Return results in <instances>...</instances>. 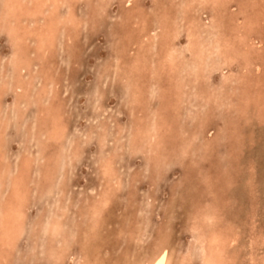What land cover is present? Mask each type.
I'll return each instance as SVG.
<instances>
[{
	"label": "rangeland",
	"instance_id": "obj_1",
	"mask_svg": "<svg viewBox=\"0 0 264 264\" xmlns=\"http://www.w3.org/2000/svg\"><path fill=\"white\" fill-rule=\"evenodd\" d=\"M6 1L0 0V264H141L161 246L166 264H207L210 251L214 264H264V0H19L15 10ZM215 24L220 31L212 32ZM47 26L53 30L45 39ZM227 102L239 107L231 104L233 112Z\"/></svg>",
	"mask_w": 264,
	"mask_h": 264
},
{
	"label": "bare ground",
	"instance_id": "obj_2",
	"mask_svg": "<svg viewBox=\"0 0 264 264\" xmlns=\"http://www.w3.org/2000/svg\"><path fill=\"white\" fill-rule=\"evenodd\" d=\"M53 1H54V0H53ZM85 1H86V0H85ZM99 1H100V0H99ZM136 1H137V0H136ZM156 1H157V0H156ZM164 1H165V0H164ZM174 1H175V0H174ZM177 1H179V0H177ZM177 1H176V2H177ZM198 1H199V0H198ZM262 1H263V0H262ZM63 2H64V1H63ZM125 2H126V1H125ZM131 2H132V1H131ZM157 2H158V1H157ZM171 2H173V1L171 0ZM28 3H29V2H28ZM35 3H36V2H35ZM41 3H42V2H40L39 4H41ZM49 3H50V2H49ZM49 3H48V4H49ZM158 3H160V2H158ZM161 3H162V2H161ZM161 3H160V4H161ZM178 3H179V2H178ZM180 3H181V2H180ZM192 3H193V2H191V4H192ZM229 3H230V2H229ZM1 4H2V3H1ZM5 4H6V5L9 4V6L11 7V9L15 10V9H17V8L20 6V1H19V0H7V1L5 2ZM55 4H56V3H55ZM63 4H65V3H63ZM121 4H122V3H121ZM126 4H127V3H126ZM196 4H197V2H196ZM198 4H199V3H198ZM254 4H255V3H254ZM61 5H62V4H61ZM127 5H128V4H127ZM134 5H135V3H134ZM192 5H193V4H192ZM203 5H204V3H203ZM209 5H211V4L209 3ZM230 5H231V4H230ZM28 6H29V5H28ZM37 6H38V5H37ZM55 6H56V5H55ZM184 6H186V5H184ZM204 6H205V5H204ZM207 6H208V5H207ZM256 6H257V5H256ZM45 7H46V5H45ZM61 7H62V6H61ZM191 7H192V6H191ZM201 7H202V6H201ZM30 8H32V7H30ZM41 8H42V7H41ZM62 8H63V7H62ZM100 8H101V7H100ZM142 8H143V7H142ZM184 8L186 9V7H183V10H184ZM204 8H206V6H205ZM37 9H39V8L36 7V8H34L33 10H32V9H31V10H32V12H34V11L37 12V11H38ZM50 9H52V8L50 7ZM50 9H49V10H50ZM63 9H64V8H63ZM209 9H210V8H209ZM231 9H233V8L231 7ZM54 10H55V9H54ZM56 10L58 11V9H56ZM60 10H61V9H60ZM162 10H163V9H162ZM201 10H202V9H201ZM203 10H204V9H203ZM210 10H211V9H210ZM227 10H228V9H227ZM233 10H234V9H233ZM235 10H236V9H235ZM178 11H181V10L178 9ZM185 11H186V10H185ZM194 11H195V10H194ZM196 11H197V10H196ZM211 11H213V10H211ZM19 12L22 13V12H23V9H21ZM98 12H99V11H98ZM165 12H166V11H165ZM38 13H40V12H38ZM57 13H58V12H57ZM59 13H61V12H59ZM59 13H58V14H59ZM68 13H69V12H68ZM157 13H158V12H157ZM169 13H170V12H169ZM178 13H180V12H178ZM196 13H197V12H196ZM200 13H201V12H200ZM215 13H216V12H215ZM24 14H25V13H24ZM48 14H49V13H48ZM174 14H175V13H174ZM174 14H173V15H174ZM251 14H252V13H251ZM22 15H23V14H22ZM163 15H164V14H163ZM163 15H162V16H163ZM170 15H171V14H170ZM170 15H169V17H170ZM23 16H25V15H23ZM59 16H60V15H59ZM74 16H75V15H74ZM153 16L155 17V15H153ZM225 16H226V14L224 15V17H225ZM57 17H58V16H57ZM139 17H140V16H139ZM156 17H157V16H156ZM172 17H173V16H172ZM196 17H198V16H196ZM254 17H256V16H254ZM37 18H38V17H37ZM126 18H127V17H126ZM163 18H164V20H165V16H163ZM170 18H171V17H170ZM174 18H175V17H174ZM210 18L212 19V17H210ZM221 18L223 19V17H221ZM33 19H34V18H33ZM59 19H60V17H59ZM139 19H140V18H139ZM144 19H146V18H144ZM151 19H153V18H151ZM157 19L160 20V15H159V18L157 17ZM199 19H200V18H199ZM208 19H209V18H208ZM211 19H210V20H211ZM213 19H214V18H213ZM238 19H239V18H238ZM37 20H38V19H37ZM154 20H156V19H154ZM162 20H163V19H162ZM175 20L177 21V19H175ZM175 20H173V22H174ZM200 20H201V19H200ZM210 20H209L208 22H210ZM214 20H215V19H214ZM214 20H212V21H214ZM216 20H217V19H216ZM216 20H215V21H216ZM142 21H143V20H142ZM160 21H161V20H160ZM182 21H183V20H182ZM182 21H181V22H182ZM206 21H207V20H206ZM215 21H214V22H215ZM217 21L219 22V20H217ZM217 21H216V22H217ZM221 21H223V20H221ZM221 21H220V22H221ZM247 21H248V20H247ZM25 22H26V19H25ZM37 22H38V21H37ZM137 22H138V18H137ZM145 22L148 23V24H146ZM145 22L143 23V25L146 24V26H148L149 23H150V22H147V21H145ZM151 22H152V21H151ZM155 22H156V21H154V23H155ZM161 22H162V21H161ZM189 22H190V21H189ZM216 22H215V23H216ZM225 22H226V21H225ZM33 23H35V22H33ZM44 23H45V22L43 21V24H44ZM138 23H139V22H138ZM140 23H141V22H140ZM162 23H164V22H162ZM178 23H179V21H178ZM178 23H176L175 26H179ZM183 23H184V22H183ZM196 23H197V21H196ZM196 23H194V24H196ZM201 23H204L203 20L201 21ZM210 23H211V22H210ZM226 23H227V22H226ZM228 23H229V21H228ZM29 24H30V23H29V21H28V26H29ZM128 24H129V23H128ZM160 24H161V23H160ZM160 24H158V25H160ZM174 24H175V23H174ZM174 24H173V25H174ZM180 24H181V23H180ZM184 24H186V23H184ZM191 24H193V23H191ZM194 24H193V25H194ZM205 24H206V23H204L203 26L206 27ZM217 24H218V23H217ZM217 24H215L214 27H216V29H214V30H213L214 27H212V28L210 27V28L213 30L212 32H215V30H217L218 25H219L220 23H219L218 25H217ZM21 25H22V24H21ZM24 25H27V22H26V24H23V26H24ZM34 25H35V24H34ZM34 25H31V26H34ZM38 25H39V24H38ZM44 25H45V24H44ZM44 25H43V26H44ZM138 25H139V24H138ZM168 25H169V24H168ZM201 25H202V24H201ZM212 25H213V24H212ZM18 26H19V25H18ZM23 26H21V27H23ZM41 26H42V25H41ZM134 26H136V25H134ZM164 26H165V23H164ZM180 26L182 27V24H181ZM183 26H184V25H183ZM188 26H189V25H188ZM221 26H222V25H221ZM223 26H224V24H223ZM223 26H222V27H223ZM228 26H229V25H228ZM2 27H3V26H2ZM12 27H13V26H12ZM25 27L28 29L27 26H25ZM39 27H40V26H39ZM48 27H49V26L43 28V30L46 31V33L44 32V34H43V35H45L44 38H45V37H46V38H49V37H48V36L50 35L49 33H52V30H53V29H50L51 27H50V28H48ZM129 27H130V26H128L127 28H129ZM132 27H133V26H132ZM151 27H152V26H151ZM157 27H158V26H157ZM162 27H163V25H162ZM190 27H191V26H190ZM197 27H198V26H197ZM201 27H202V26H201ZM201 27H199V28H201ZM224 27L227 28V26H224ZM234 27H235V26H234ZM3 28H4V27H3ZM10 28H11V27H10ZM15 28H16V27H14V29H15ZM23 28H24V27H23ZM34 28H36V27H34ZM140 28H141V26L139 27V29H140ZM145 28H146V27H144V29H145ZM148 28H149V27H148ZM148 28H147V30H150V28H149V29H148ZM154 28H155V27H154ZM176 28H177V27H176ZM183 28H184V27H183ZM186 28H187V27H186ZM192 28H193V30H194L195 27H192ZM4 29H5V28H4ZM14 29L11 28V31H13ZM31 29H32V28H31ZM36 29H37V28H36ZM36 29H35V30H36ZM45 29H46V30H45ZM152 29H153V28H152ZM156 29H158V28H156ZM160 29H161V31H164V30H162V28H160ZM167 29H169V28H167ZM184 29H185V28H184ZM29 30H30V29H29ZM142 30H143V28H142ZM185 30H186V29H185ZM188 30H189V29H188ZM195 30H196V29H195ZM197 30H198V28H197ZM200 30H201V29H199L198 31H200ZM218 30H219V29H218ZM218 30H217V31H218ZM222 30H223V29H222ZM133 31H134V30H133ZM138 31H139V30H138ZM143 31H144V30H143ZM165 31H167V30H165ZM178 31H179V30H178ZM198 31H197V33H198ZM206 31H207V30H206ZM217 31H216V32H217ZM219 31H220V30H219ZM14 32H15V31H14ZM29 32H30V31H29ZM31 32H32V31H31ZM33 32H34V34L36 35V31H33ZM128 32H130V31H128ZM135 32H137V31H135ZM146 32H147V31H146ZM151 32H152V31H150V33H151ZM155 32H156V30H155ZM169 32H170V31H169ZM194 32H195V31H194ZM194 32H191V34H193ZM25 33H27V30H26ZM38 33H39V31H38ZM42 33H43V32H42ZM131 33H132V32H131ZM156 33H157V32H156ZM164 33H165V32H164ZM170 33H171V32H170ZM177 33H178V32H177ZM179 33H180V31H179ZM179 33L177 34V36L179 35ZM209 33H210V32H209ZM218 33H219V32H217V33H215V34H218ZM222 33L224 34V32H221V34H222ZM225 33H227V32H225ZM137 34H138V33H137ZM142 34L144 35V33H142ZM148 34H149V33H148ZM152 34H153V33H152ZM154 34H155V33H154ZM159 34H160V30H159ZM171 34H172V33H171ZM174 34L176 35V33H174ZM174 34H173V35H174ZM198 34H199V33H198ZM201 34H202V32H201ZM210 34H212V33H210ZM227 34H228V33H227ZM237 34H239V33H237ZM237 34H236V35H237ZM244 34H245V33H244ZM7 35H8V34H7ZM22 35H23V34H22ZM35 35H34V37H35ZM132 35H133V34H132ZM150 35H151V34H150ZM156 35L159 36L158 34H156ZM160 35H161V34H160ZM165 35H166V34H165ZM193 35H195V34H193ZM199 35H200V34H199ZM229 35H230V34H228L227 37H229ZM4 36H6V35H4ZM31 36H33V35H31ZM36 36H37V35H36ZM41 36H42V34H41ZM138 36H139V35H138ZM145 36H146V34H145ZM153 36H154V35H153ZM162 36H164V35H162ZM167 36L169 37L170 35H167ZM177 36H176V37H177ZM205 36H206V35H205ZM205 36H204V37H205ZM212 36H213V35H212ZM212 36H211V37H212ZM214 36H215V35H214ZM219 36H220V34H219ZM34 37H33V38H34ZM151 37H152V36H151ZM164 37H166V36H164ZM199 37H200V36H199ZM206 37H208V35H207ZM209 37H210V35H209ZM209 37H208V39H209ZM222 37H223V36H222ZM224 37H225V36H224ZM10 38H11V37H10ZM23 38H24V35H23ZM25 38H26V37H25ZM46 38H45V39H46ZM135 38H137V37H135ZM139 38H140V37H139ZM145 38H147V37H145ZM152 38H153V37H152ZM154 38H156V37H154ZM186 38H187V37H186ZM191 38H192V37H191ZM191 38H190V39H191ZM202 38H203V36H202ZM202 38H200L199 41L203 42L204 40H201ZM214 38H215V37H214ZM216 38H217V37H216ZM231 38H232V37H231ZM29 39H30V38H29ZM38 39H40V38L38 37ZM157 39H158V38H157ZM176 39H177V38H176ZM196 39H197V38H196ZM196 39H195V40H196ZM217 39H218V38H217ZM228 39H230V38H228ZM9 40H10V39H9ZM17 40H18V39H17ZM23 40H24V39H23ZM43 40H44V39H43ZM163 40H164V39H163ZM193 40H194V36H193ZM193 40L191 39V41H193ZM212 40H214V39H212ZM212 40H210V41H212ZM232 40H233V39H231L229 42H232ZM258 40H259V39H258ZM19 41H20V40H19ZM19 41H17V43H18ZM21 41H22V40H21ZM24 41H25V40H24ZM27 41H28V39H27ZM35 41H37V40H36V37H35ZM38 41H40V40H38ZM139 41H140V40H139ZM153 41H154V39H153ZM157 41H158V40H157ZM157 41H156V42H157ZM166 41H167V40H166ZM169 41H170V39H169ZM169 41H167V42H169ZM186 41H187V40H186ZM197 41H198V39H197ZM199 41H198V42H199ZM210 41L208 40L209 43H210ZM217 41H218V40H217ZM219 41H221V40H219ZM226 41H227V40H226ZM226 41H225V42H226ZM259 41H260V40H259ZM29 42H31V41H29ZM135 42H136V41H135ZM147 42H148V41H147ZM147 42H146V43H147ZM170 42H171V41H170ZM175 42H176V41H175ZM227 42H228V41H227ZM227 42H226V43H227ZM254 42H255V41H254ZM15 43H16V42H15ZM19 43H21V42H19ZM22 43H23V42H22ZM38 43H39V42H38ZM137 43H139V42H137ZM146 43H143V44H146ZM150 43H151V41H150ZM171 43H172V42H171ZM173 43H174V42H173ZM185 43H186V42H185ZM212 43H216V42H212ZM212 43H210V44H212ZM220 43H221V42H220ZM12 44H14L13 41H12L11 45H12ZM27 44H30V43L27 42L26 45H27ZM34 44H35V43H34ZM43 44H44V43H43ZM43 44H42V45H43ZM153 44H154V43H153ZM163 44H164V43H163ZM200 44H201V43H200ZM206 44H207V43H206ZM210 44H208V45H210ZM217 44H218V43H217ZM221 44H222V43H221ZM234 44H235V43H234ZM18 45H19V48H20V47H21L20 45H22V44H18ZM38 45H39V44H38ZM134 45H136V44H134ZM183 45H184V44H183ZM190 45H191V44H190ZM203 45H204V44H203ZM208 45H207V46H208ZM219 45H220V44H219ZM251 45H252V44H251ZM13 46H15V45H13ZM32 46H33V45H31V46L28 45V47H32ZM40 46H41V45H40ZM141 46H143V45H141ZM144 46L146 47V45H144ZM149 46H152V45H149ZM161 46H162V45H161ZM166 46L169 47V45H166ZM192 46H193V45H192ZM204 46H205V45H204ZM204 46H203V47H204ZM11 47H12V46H11ZM15 47H16V46H15ZM22 47H23V46H22ZM24 47H26V46H25V43H24ZM24 47H23V48H24ZM145 47H144L143 49H145ZM173 47H174V46H173ZM183 47H184V46H183ZM183 47H182V48H183ZM190 47H191V46H190ZM194 47H195V46H194ZM196 47H197V46H196ZM203 47H202V48H203ZM208 47H209V46H208ZM13 48H14V47H13ZM23 48L20 49L21 51L23 50L22 52H24V49H23ZM35 48H36V47H35ZM42 48H43V47H42ZM44 48H45V47H44ZM147 48H148V44H147L146 50H147ZM153 48H154V47H153ZM166 48H167V47H166ZM170 48H171V47H170ZM186 48H187V47H186ZM191 48H192V47H191ZM210 48H211V47H210ZM216 48H217V46H215V49H216ZM26 49H27V47H26ZM26 49H25V52L27 51ZM154 49H155V48H154ZM184 49H185V48H184ZM204 49H205V47H204ZM204 49H203V50H204ZM252 49H253V48H252ZM14 50H15V49H14ZM18 50H19V49H18ZM36 50H37V49H36ZM130 50H131V49H130ZM158 50H159V49H158ZM168 50H169V49H168ZM172 50H173V49H172ZM176 50H177V49H176ZM187 50H188V49H187ZM199 50H200V49H198V51H199ZM206 50H208V48H207ZM15 51H16V50H15ZM150 51H151V49H150ZM150 51H148V52H150ZM163 51H164V49H162V52H163ZM177 51H178V50H177ZM182 51H183V52H186V51H184L183 49H182ZM188 51H190V50H188ZM195 51H196V50H195ZM216 51H217V50H216ZM216 51H215V52H216ZM249 51H250V50H249ZM16 52H17V51H16ZM16 52H15V53H16ZM18 52H19V51H18ZM18 52H17V54H18L19 56H21L22 54L20 55V53H18ZM25 52H24V53H25ZM124 52H125V51H124ZM153 52H154V50H153ZM160 52H161V50H160ZM190 52H191V51H190ZM196 52H197V51H196ZM196 52H195V53H196ZM202 52H203V51H202ZM205 52H206V51H205ZM29 53H30V51H29ZM132 53H133V51H132ZM132 53H131V55H132ZM136 53H137V52H136ZM155 53H156V52H155ZM157 53H159V52H157ZM168 53H169V52H167V54H168ZM197 53H199V55H200V52H197ZM9 54H10V53H9ZM25 54H27V53H25ZM129 54H130V53H129ZM140 54H143V53H140ZM150 54H151V52H150ZM160 54H161V53H160ZM163 54H165V53H163ZM167 54H166V55H167ZM171 54H172V53H171ZM191 54H192V53H191ZM23 55H24V54H23ZM23 55H22V56H23ZM36 55H37V54H36ZM40 55H41V54H40ZM134 55H135V54H134ZM153 55H154V54H153ZM153 55H152V56H153ZM157 55H158V54H157ZM168 55H169V54H168ZM168 55H167V56H168ZM176 55H178L177 52H176ZM184 55H185V54H184ZM245 55H246V54H245ZM7 56H8V55H7ZM7 56H6V57H7ZM9 56H10V55H9ZM41 56H42V55H41ZM149 56H150V55H149ZM208 56H209V55H208ZM211 56L213 57V55H211ZM219 56H220V55H219ZM23 57H24V56H23ZM120 57H121V56H120ZM136 57H137V56H136ZM140 57H141V56H140ZM142 57H143V56H142ZM144 57H145V56H144ZM168 57H169V56H168ZM177 57H178V56H177ZM187 57H188V55H187ZM200 57H201V56H200ZM0 58H1V55H0ZM3 58H4V57H3ZM151 58L154 60L153 57H151ZM151 58H150V59H151ZM157 58H159V57H157ZM172 58H173V56H172ZM184 58H185V56H184ZM210 58H211V57H210ZM213 58H214V57H213ZM213 58H212V60H216V59H217V57H215L216 59H215V58L213 59ZM230 58H231V57H229L228 55H225V56L223 57V64H228V62H230V61H229ZM5 59H6V58H5ZM9 59H10V58H8V60H9ZM144 59H145V58H143V62L145 61ZM150 59H149V60H150ZM152 59H151V60H152ZM155 59H156V57H155ZM178 59H180V58L178 57ZM198 59H199V58H198ZM203 59H204V58H203ZM207 59H209V58H206V60H207ZM135 60H137V59H135ZM147 60H148V59H147ZM151 60H150V61H151ZM163 60H165V59H163ZM183 60H184V59H183ZM191 60H192V59H191ZM206 60H205V61H206ZM217 60H219V59H217ZM3 61H4V60H3ZM19 61H20V60H19ZM127 61H128V60H127ZM171 61H172V63H173V60H172V59H171ZM174 61H175V60H174ZM185 61H187V60H184V62H185ZM195 61H196V60H195ZM203 61H204V60H203ZM208 61H209L208 63L211 65V63H210L211 59H209ZM242 61H243V58H242ZM25 62H28V61H25ZM154 62H156V61H154ZM178 62H179V60H178ZM182 62H183V61H182ZM187 62H188V61H187ZM2 63H3V62H2ZM23 63H24V61H23ZM125 63H126V62H125ZM174 63H175V62H174ZM200 63H202V62L200 61L199 64H200ZM217 63H218V62H217ZM0 64H1V62H0ZM6 64H7V63H6ZM6 64H4V65H6ZM31 64H32V63H31ZM121 64H122V63H121ZM131 64H132V63H131ZM156 64H157V62H156ZM166 64H167V63H165V65H166ZM178 64H180V62H179ZM181 64H182V63H181ZM193 64H194V63H193ZM203 64H205V63H202V65H203ZM242 64H243V63H242ZM23 65H26V64L24 63ZM27 65H28V63H27ZM145 65H146V64H145ZM175 65H176V64H175ZM175 65H174V66H175ZM184 65L186 66V63H184ZM195 65H196V64H195ZM229 65H230V64H229ZM247 65H248V64H247ZM1 66H2V65H1ZM10 66H11V65H10ZM142 66H143V65H142ZM169 66H171V65H169ZM177 66H178V65H177ZM180 66H181V65H180ZM185 66H184V67H185ZM197 66H198V65H197ZM216 66H219V65L216 64ZM28 67H29V66H28ZM35 67H36V66H35ZM148 67H150V66H148ZM167 67H168V66H167ZM182 67H183V66H181V68H182ZM204 67H205V66H204ZM256 67H257V66H256ZM145 68H146V66H145ZM154 68H156V67L153 66V69H154ZM181 68H180V69H181ZM198 68H200V65H199ZM224 68H225V67H224ZM224 68H223V69H224ZM148 69H149V68H148ZM148 69H146V70H148ZM183 69H184V71H185V68H183ZM203 69H204V68H203ZM214 69H215V68H214ZM226 69H227V67H226ZM255 69H256V68H255ZM255 69H254V71H255ZM21 70H22V69H21ZM124 70H125V69H124ZM155 70H157V69H155ZM160 70H161V69H160ZM160 70H159V72H160ZM164 70H165V69H164ZM168 70H169V69H168ZM170 70H171V72H172V71H175V70H172V69H170ZM176 70L179 71L178 69H176ZM192 70H194V69H192ZM198 70H199V69H198ZM257 70H258V69H257ZM22 71H23V70H22ZM125 71H126V70H125ZM127 71H128V69H127ZM222 71H223V70H222ZM254 71H253V72H254ZM1 72H2V71H1ZM9 72H10V71H9ZM23 72H24V71H23ZM152 72H154V71H152ZM161 72H162V71H161ZM180 72H181V71H180ZM180 72H179V73L177 72V74L179 75ZM186 72H187V71H186ZM186 72H184V73L187 74ZM220 72H221V71H220ZM247 72H248V71H247ZM7 73H8V72H7ZM13 73H14V72H13ZM21 73H22V72H21ZM148 73H149V72H148ZM156 73H157V71H156ZM184 73H182V74H184ZM209 73H211V72H209ZM223 73H224V72H223ZM240 73H241V72H240ZM3 74H4V72H3ZM152 74H153V73H152ZM161 74H162V73H161ZM185 74H184V75H185ZM196 74H197V73H195L194 76H195ZM225 74H226V72H225ZM6 75H7V74H5V76H6ZM21 75H22V74H21ZM127 75H128V74H127ZM143 75H144V74H143ZM143 75H142V76H143ZM145 75H146V74H145ZM149 75H150V74H149ZM153 75H154V74H153ZM156 75H158V74H156ZM175 75H176V74H175ZM187 75H188V74H187ZM210 75H211V74H210ZM212 75H213V74H212ZM229 75H230V74H229ZM8 76H9V75H8ZM24 76H25V75H24ZM24 76H22V77H24ZM130 76H131V75H130ZM136 76H137V75H136ZM139 76H140V73H139ZM139 76H138V77H139ZM142 76H141V77H142ZM158 76H159V75H158ZM158 76H157V78H159ZM163 76H164V74H163ZM168 76H169V75H168ZM181 76L183 77V75H181ZM189 76H190V75H189ZM196 76H197V75H196ZM248 76H249V75H248ZM138 77H137V78H138ZM141 77H140V78H141ZM148 77L151 78L152 76H148ZM155 77H156V76H155ZM173 77H174V75H173ZM176 77H177V76H176ZM176 77H175V78H176ZM179 77H180V76H179ZM179 77H178V78H179ZM182 77H181V80H182ZM192 77H193V75H192ZM210 77H211V76H210ZM18 78H19V77H18ZM24 78H26V77H24ZM126 78L128 79V76H127ZM134 78H136V77H134ZM149 78H148V79H149ZM168 78H169V77H168ZM170 78H171V77H170ZM188 78H189V77H188ZM190 78H191V77H190ZM204 78H205V77H204ZM141 79L144 80V78H141ZM146 79H147V78H146ZM164 79H165V78H164ZM179 79H180V78H179ZM194 79H195V78H194ZM222 79H223V78H222ZM258 79H259V78H258ZM128 80H129V79H128ZM149 80H150V79H149ZM167 80H168V79H167ZM184 80H185V79H184ZM184 80H183V81H184ZM227 80H228V79H227ZM40 81H41V80H40ZM40 81H39V82H40ZM162 81H164V80H162ZM162 81H161V82H162ZM170 81H171V80H170ZM176 81H177V79H176ZM176 81H175V82H176ZM178 81L180 82V80H178ZM183 81H182V84H183ZM187 81H188V80H187ZM211 81H212V78H211ZM127 82H128V81H127ZM158 82H160V81H158ZM185 82H186V81H185ZM189 82L191 83V86H192V81H189ZM237 82H238V81H237ZM37 83H38V82H37ZM125 83H126V82H125ZM139 83H140V82H139ZM141 83H142V82H141ZM146 83H147V82H146ZM176 83H177V82H176ZM176 83H175V85H176ZM193 83H194V82H193ZM207 83H208V82H207ZM227 83H228V81H227ZM251 83H252V82H251ZM18 84H20V83H18ZM38 84H39V83H38ZM126 84H127V83H126ZM142 84H143V83H142ZM144 84H145V83H144ZM148 84H149V83H147V85H148ZM162 84H163V82H162ZM172 84H173V81H172ZM182 84L180 83V85H182ZM188 84H189V83H188ZM199 84H200V83H199ZM208 84H209V83H208ZM210 84H211V83H210ZM155 85H156V84L153 83V86H155ZM175 85H174V86H175ZM177 85H178V84H177ZM194 85H195V84H194ZM196 85H198V84H196ZM205 85L207 86L206 83H205ZM217 85H218V84H217ZM217 85H216V86H217ZM127 86H128V85H127ZM172 86H173V85H172ZM184 86H185V85H184ZM201 86H202V85H201ZM201 86H199V88H200ZM239 86H240V85H239ZM242 86H243V85H242ZM48 87H49V86H48ZM135 87H137V86H135ZM147 87H148V86H147ZM150 87L152 88V86H150ZM156 87H157V85H156ZM161 87L163 88V86H161ZM175 87H176V86H175ZM180 87H181V86H180ZM185 87H186V86H185ZM193 87H194V86H193ZM208 87H209V85H208ZM210 87H211V86H210ZM218 87H219V86H218ZM223 87H224V86H223ZM223 87H220V88H223ZM32 88H33V87H32ZM128 88H129V86H128ZM137 88H138V87H137ZM151 88H150V89H151ZM153 88H154V87H153ZM153 88H152V90H151L152 92H153ZM166 88H167V87H166ZM183 88H184V87H183ZM194 88L197 89V87H194ZM204 88H206V87L204 86ZM211 88H212V87H211ZM213 88H214V87H213ZM213 88H212V89H213ZM215 88H216V87H215ZM236 88H237V87H236ZM16 89H17V88H16ZM169 89H170V88H169ZM176 89H177V87H176ZM180 89H181V88H180ZM201 89H202V88H201ZM148 90H149V89H148ZM154 90H156V89H154ZM174 90H175V89H174ZM192 90L194 91V89H192ZM199 90H200V89H199ZM205 90H207V88H206ZM217 90H218V89L216 88V91H217ZM241 90H242V89H241ZM169 91H170V90H169ZM212 91H213V90H212ZM48 92H50V90H48ZM54 92H55V91H54ZM140 92H141V90H140ZM142 92H143V90H142ZM144 92H145V91H144ZM152 92H151V93H152ZM154 92H155V91H154ZM157 92H158V91H157ZM163 92H164V90H163ZM163 92H162V94H164ZM166 92H167V91H166ZM176 92H177V91H176ZM198 92H200V91H198ZM218 92H219V91H218ZM220 92H221V90H220ZM229 92H230V91H229ZM260 92H261V91H260ZM133 93H134V92H133ZM136 93H137V92H136ZM177 93H178V92H177ZM184 93H185V92H184ZM206 93H207V91H206ZM209 93H210V92H209ZM213 93H214V92H213ZM224 93H225V92H224ZM224 93H223V94H224ZM226 93H227V92H226ZM49 94H51V93H49ZM167 94H168V93H167ZM194 94H195V93H194ZM194 94H193V95H194ZM199 94H200V93H199ZM215 94H216V93H215ZM221 94H222V92H221ZM54 95H55V94H54ZM130 95H131V94H130ZM155 95H156V94H155ZM168 95H169V94H168ZM186 95H187V94H186ZM186 95H185V96H186ZM190 95H192L191 92H190ZM193 95H192V96H193ZM206 95H207V94H206ZM216 95H217V94H216ZM216 95H213V96H216ZM230 95H231V94H230ZM134 96H136V95H134ZM137 96H138V95H137ZM140 96H141V94H140ZM150 96H151V94H150ZM178 96H180V95H178ZM192 96H191V97H192ZM203 96H204V95H203ZM211 96H212V95H211ZM211 96H210V97H211ZM226 96H227V95H226ZM252 96H253V95L251 94V97H252ZM132 97H133V96H132ZM164 97H165V96H164ZM168 97H169V96H168ZM187 97H188V96H186V99H187ZM194 97H195V96H194ZM194 97H193V98H194ZM196 97H197V96H196ZM204 97H205V96H204ZM204 97H202V99H203ZM210 97H209V98H210ZM218 97H220V95H218ZM139 98H140V97H139ZM161 98H162V97H161ZM165 98H166V97H165ZM178 98H179V97H178ZM236 98H238V97H236ZM254 98H255V97H254ZM48 99H49V98H48ZM48 99H47V100H48ZM134 99H135V97H134ZM167 99H170V98H167ZM175 99H177V98H175ZM184 99H185V98H184ZM194 99H195V98H194ZM206 99H207V98H206ZM217 99H218V98H217ZM217 99H215V100H217ZM220 99H221V98H220ZM220 99H219V101H220ZM222 99H223V98H222ZM42 100H43V99H42ZM136 100H137V97H136ZM161 100H162V99H161ZM192 100H193V99H192ZM197 100H200V99H198V97H197ZM210 100H213V98L210 99ZM215 100H213V101H215ZM239 100H240V99H239ZM243 100H244V99H243ZM137 101H139V100H137ZM137 101H135V102H137ZM140 101H141V100H140ZM180 101H181V100H180ZM202 101H203V100H202ZM207 101H208V100H207ZM213 101H212V102H213ZM228 101H229V100H228ZM232 101H233V100H232ZM232 101H231V102H232ZM245 101H246V100H245ZM145 102H146V101H145ZM164 102H165V101H164ZM171 102H172V101H171ZM187 102L190 103L191 101L186 100V102H184L183 104H185V103H187ZM193 102H194V101H193ZM197 102H198V101H197ZM204 102H205V98H204ZM204 102H203V103H204ZM2 103H3V100H2ZM33 103H34V102H33ZM150 103H151V102H150ZM181 103H182V102H181ZM200 103H202V102L200 101ZM203 103H202V104H203ZM227 103H229V102H227ZM235 103H236V102H234L233 104H235ZM137 104H138V103H137ZM162 104H163V103H162ZM175 104H176V103H175ZM198 104H199V103H198ZM204 104H206V102H205ZM209 104H210V103H209ZM216 104H217V103H215L214 105H216ZM222 104H223V100H222ZM229 104H230V103H229ZM229 104H227V105H229ZM231 104H232V103H231ZM231 104H230V105H231ZM233 104H232V105H233ZM21 105H22V104H21ZM44 105H45V104H44ZM165 105H166V104H165ZM168 105H169V103H168ZM176 105H177V104H176ZM181 105H182V104H181ZM190 105H191V104H190ZM200 105H201V104H200ZM210 105H213V103L210 104ZM224 105H225V104H224ZM227 105H226V106H227ZM230 105H229V106H230ZM232 105H231L230 107L232 108V111H233V110L235 111V109H233V107H235V105H237V104L233 105V107H232ZM257 105H258V104H257ZM11 106H12V105H11ZM130 106H132V105H130ZM142 106H143V105H142ZM222 106H223V105H222ZM222 106H221V107H222ZM237 106L239 107V102H238V105H237ZM237 106H236V110H237V108H238ZM18 107H19V106H18ZM135 107H136V106H135ZM159 107H161V106L159 105ZM179 107H180V104H179ZM179 107H178V108H179ZM181 107H182V106H181ZM199 107H200V106H199ZM201 107H203V106H201ZM204 107H205V109H207L206 106H204ZM3 108H4V107H3ZM3 108H2V109H3ZM20 108H21V107H20ZM136 108H137V107H136ZM143 108H145V107H143ZM150 108H151V107H150ZM208 108H209V107H208ZM211 108H212V107H211ZM215 108H216V107H215ZM231 108H230V109H231ZM40 109H41V108H40ZM141 109H142V108H141ZM141 109H140V110H141ZM146 109H148V108H146ZM157 109H158V108H157ZM212 109H214V107H213ZM212 109H211V110H212ZM223 109H225V107H224ZM238 109H239V108H238ZM173 110H174V109H173ZM228 110H229V109H228ZM10 111H11V110H10ZM39 111H40V110H39ZM147 111H148V110H147ZM181 111H182V110H181ZM181 111H180V112H181ZM206 111H207V110H206ZM226 111H227V110H226ZM234 111H233V112H234ZM44 112H45V111H44ZM162 112L165 113V112H166V109H165L164 111L162 110ZM172 112H173V111H172ZM172 112H171V113H172ZM177 112H178V111H177ZM3 113H4V112H3ZM140 113H141V112H140ZM154 113H155V111H154ZM174 113H176V112H174ZM204 113H205V112H203V113H201V114L203 115ZM208 113H209V112H208ZM237 113H238V112H237ZM11 114H12V113H10V115H9L10 117L12 116ZM44 114H45V113H44ZM178 114H180V113H178ZM199 114H200V113H199ZM206 114H207V113H206ZM206 114H205V115H206ZM210 114H211V113H210ZM210 114H209V115H210ZM16 115H17V114H16ZM161 115H162V114H161ZM166 115H167V113H166ZM172 115H174V114H172ZM205 115H204V116H205ZM209 115H208V116H209ZM13 116H15V114H14ZM136 116H137V115H136ZM198 116H200V115H198ZM231 116H232V115H231ZM240 116H241V115H240ZM138 117H139V116H138ZM156 117H157V116H156ZM158 117H159V116H158ZM160 117H161V116H160ZM168 117H169V116H168ZM174 117H175V116H174ZM176 117H177V116H176ZM176 117H175V118H176ZM236 117H237V116H236ZM12 118H13V117H11V120H13ZM154 118H155V117H154ZM202 118H203V117H202ZM239 118H240V117H239ZM2 119H3V117H2ZM165 119H166V118H165ZM171 119H172V118H171ZM199 119H201V116H200ZM204 119H205V118H204ZM229 119H230V118H229ZM8 120H9V119H8ZM172 120H174V119H172ZM208 120H209V119H208ZM230 120H231V119H230ZM150 121H151V120H150ZM153 121H154V120H153ZM156 121H157V119H155V123L157 124L158 121H157V122H156ZM162 121H163V120H162ZM162 121H161V122H162ZM174 121H176V120H174ZM199 121H200V120H199ZM148 122H149V121H148ZM169 122H170V121H169ZM171 122H172V121H171ZM200 122H201V121H200ZM203 122H204V121H203ZM1 123H2V121H1ZM3 123H5V122H3ZM3 123H2V124H3ZM135 123H136V122H135ZM135 123H134V124H135ZM204 123H205V122H204ZM227 123H228V121H227ZM8 124H9V123H8V121H7V124H6V125H8ZM162 124L166 126V123H162ZM171 124H172V123H171ZM202 124H203V123H202ZM168 125H169V124H168ZM49 126H50V125H49ZM56 126H57V125H56ZM141 126H142V125H141ZM141 126H140V127H141ZM153 126H154V125H153ZM155 126H157V125H155ZM155 126H154V127H155ZM2 127H3V125H2ZM135 127H136V126H135ZM145 127H147V126H145ZM154 127H153V129H154ZM202 127H203V126H202ZM143 128H144V127H143ZM2 129H3V128H2ZM2 129H1V130H2ZM33 129H34V128H33ZM150 129H152V125H151V128H150ZM150 129H149V130H150ZM155 129H156V128H155ZM205 129H206V128H205ZM5 130H6V128H5ZM5 130H4V131H5ZM59 130H60V129H59ZM62 130H63V129H62ZM141 130H144V132H146V131H145L146 129H142V128H141ZM202 130H203V129H202ZM2 131H3V130H2ZM30 131H31V129H30ZM60 131H61V130H60ZM60 131H59V132H60ZM104 131H105V129H104ZM136 131H137V130H136ZM153 131H154V130H153ZM33 132H34V131H33ZM38 132H39V134L41 133L40 130H39ZM38 132H37V133H38ZM150 132H152V130L149 131L148 134H149ZM166 132H167V131H166ZM181 132H182V131H181ZM37 133L34 132V134H37ZM45 133H46V132H45ZM49 133H50V132H49ZM55 133H57V132H55ZM60 133H61V132H60ZM233 133H234V132H233ZM4 134H5V133H4ZM41 134H42V133H41ZM58 134H59V133H58ZM58 134H57V135H58ZM62 134H63V133H62ZM62 134L59 135V136H62ZM102 134H103V132H102ZM148 134L145 133V135H148ZM151 134H153V133H151ZM46 135H48V134H46ZM51 135H52V134H51ZM103 135H104V134H103ZM143 135H144V134H143ZM43 136H44V134H43ZM63 136H64V135H63ZM148 136L150 137V135H148ZM194 136H195V135H194ZM100 137H103V138H104V136H100ZM149 137H148V138H149ZM39 138H40V137H39ZM41 138H42V137H41ZM148 138H147V139H148ZM150 138H152V137H150ZM153 138H154V137H153ZM36 139H38V138H35V140H36ZM55 140H56V142H57V139H55ZM61 140H62V139H61ZM149 140H150V139H149ZM149 140H147V141H149ZM152 140H153V139H152ZM1 141H2V140H1ZM145 141H146V140H145ZM155 142H156V141H155ZM155 142H154V143H155ZM157 142L160 143L159 140H158ZM35 143H37V142H35ZM56 144H57V143H56ZM143 144H144V140H143ZM145 144H146V142H145ZM148 144H150V141L148 142ZM182 144H183V142H182ZM182 144H180V145H182ZM185 144H186V142H185ZM54 145H55V143H54ZM30 146H31V145H30ZM30 146H29V147H30ZM33 146H34V144L32 145V147H33ZM154 146H155V145H154ZM1 147H2V146H1ZM45 147H46V146H45ZM180 147H181V146H180ZM52 148H54V146H53ZM52 148H51V149H52ZM57 149H59V148H56V150H55V148H54L53 150H54V151H58ZM61 149H62V148H61ZM49 150H50V149H49ZM53 150L51 151V154H52V152H54ZM63 150L65 151V149H63ZM28 151H29V150H28ZM35 152H36V151H35ZM47 152H48V150H47ZM61 152L63 153V154L61 153V155L64 156V152H63V151H61ZM1 153H2V152H1ZM5 153H6V152H5ZM37 153H38V152H37ZM54 153H55V152H54ZM54 153H53V157L55 158ZM104 153H106V152H104ZM2 154H3V153H2ZM24 154H26V153H24ZM27 154H28V153H27ZM31 154H32V153H31ZM31 154H30V157H33V156H31ZM47 154H48V153H47ZM49 154H50V153H49ZM59 154H60V152H59ZM55 155H58V154L55 153ZM23 157H24V156H23ZM28 157H29V156H28ZM50 157H51L52 159H54L52 156H50ZM57 157H58V156H57ZM22 159H23V158H22ZM22 159H21V160H22ZM25 159L27 160V158H25ZM57 159L59 160V158H57ZM5 160H6V159H5ZM33 160H34V159H33ZM22 161H23V160H22ZM22 161H21V162H22ZM27 161H29V160H27ZM0 162L2 163V161H0ZM51 162H52V161H51ZM51 162H50V163H51ZM1 163H0V165H1ZM3 163H4V162H3ZM3 163H2V166L5 168L6 166H4ZM22 163H23V162H22ZM22 163H20V164H22ZM50 163H49V164H50ZM20 164H19V165H20ZM23 164H24V163H23ZM49 164H48V165H49ZM24 165H25V164H24ZM24 165H22L21 167L23 168ZM26 165H27V164H26ZM29 165H30V164H29ZM49 166H50V165H49ZM24 167H26V166H24ZM46 167H47V166H46ZM46 167H45V168H46ZM22 168H21V170H25V169H22ZM45 168H44V169H45ZM47 168H48V167H47ZM26 169H27V168H26ZM51 169H52V168H51ZM51 169H49V170H51ZM21 170H19V171H21ZM4 171H5V170H4ZM47 171H48V169H47ZM109 171H110V170H109ZM1 173L3 174V171H2ZM22 173H23V172H22ZM110 174H111V173H110ZM4 175H5V174H4ZM101 175H102V174H101ZM104 175H105V174H104ZM19 176H20V175H19ZM2 177H3V176H2ZM20 178H21V177H20ZM48 178H49V177H48ZM251 180H252V179H251ZM22 181H23V180H22ZM203 184H204V183H203ZM205 184H206V183H205ZM206 185H207V184H206ZM210 187H211V186H210ZM206 189H207V188H206ZM22 191H23V190H22ZM203 191H204V190H203ZM203 191H202V192H203ZM9 192H10V191H9ZM15 192H16V191H15ZM24 192H25V191H24ZM24 192H23V193H24ZM103 192H104V191H103ZM204 192H205V191H204ZM208 192H209V191H208ZM19 194H20V193H19ZM19 194H18V196H19ZM12 195H13V194H12ZM102 195H103V194H102ZM99 196H100V195H99ZM99 196H97V197H99ZM13 198H14V197H13ZM203 199H204V198H203ZM15 201H16V200H15ZM205 201H206V200H205ZM107 202H108V200L106 201V203H107ZM200 202H201V201H200ZM10 203H11V202H10ZM22 203H23V202H22ZM18 204H19V203H18ZM203 204H205V203L203 202ZM2 205H3V204H2ZM7 205H8V204H7ZM7 205H5L6 208H7ZM9 205H10V204H9ZM90 205H91V204H90ZM93 205H94V204H93ZM98 205H99V204H97V206H98ZM102 205H103V204H102ZM19 206H20V205H19ZM9 207H10V206H9ZM3 208H4V207H3ZM96 208H97V207H96ZM96 208H95V209H96ZM204 208H205V207H204ZM210 208H211V207H210ZM210 208H209V209H210ZM215 208H217V207H215ZM17 209H19V208H17ZM89 209H90V208H89ZM198 209H199V208H198ZM4 210H5V209H4ZM96 210H97V209H96ZM99 210H100V209H99ZM99 210H98V211H99ZM103 210H104V209H103ZM216 210H217V209H216ZM7 211H8V210H7ZM92 211H93V210H92ZM195 211H196V210H195ZM199 211H200V210H199ZM8 212H9V211H8ZM219 212H220V211H219ZM3 213H4V212H3ZM90 213H92V212H90ZM197 213H198V212H197ZM15 214H16V213H15ZM80 214H81V213H80ZM87 214L89 215V212H87ZM192 215H193V214H192ZM218 215H219V214H218ZM93 216H94V215H93ZM195 216H196V215H195ZM200 216H201V215H200ZM7 217H9V216H7ZM88 217H89V216H88ZM97 217H98V219H99V216H97ZM191 217H192V216H191ZM60 218H61V217H60ZM192 218H193V217H192ZM2 219H3V218H2ZM58 219H59V218H58ZM94 219H95V218H94ZM94 219L92 218V220H94ZM98 219H97V221H98ZM196 219H197V218H196ZM196 219H195V220H196ZM204 219H205V218H204ZM3 220H4V219H3ZM86 220H87V219H86ZM199 220H200V218H199ZM212 220H213V219H212ZM220 220H221V219H220ZM58 221H59V220H58ZM201 221H202V220H201ZM213 221H214V220H213ZM90 222H92V221H90ZM98 222H99V221H98ZM98 222H96V226H97V223H98ZM101 222H102V221H101ZM135 222H136V221H135ZM7 223H8V222H7ZM93 223H94V222H93ZM9 224H10V223H9ZM195 224H196V223H195ZM205 224H206V223H205ZM186 225H187V224H186ZM210 225H211V224H210ZM216 225H217V224H216ZM58 226H59V224H58ZM99 226H100V225H99ZM187 226H188V225H187ZM204 226H205V225H204ZM204 226H203V227H204ZM207 226H208V225H207ZM2 227H5V229H9V228L6 226L5 223H2ZM90 227H91V226H90ZM97 227H98V226H97ZM193 227H194V225H193ZM208 227H210V226H208ZM211 227H212V226H211ZM214 227H215V226H214ZM93 228H94V227H93ZM93 228H92V229H93ZM145 228H146V227H145ZM194 228H195V227H194ZM206 228H207V227H206ZM215 228H217V227H215ZM188 230H189V227H188ZM198 230H199V229H198ZM9 231H10V230H9ZM140 231H141V230H140ZM196 231H197V229H196ZM206 231H207V230H206ZM216 231H217V230H216ZM137 232H139V231L137 230ZM145 232H146V231H145ZM207 232H208V231H207ZM133 233H134V232H133ZM193 233H194V232H193ZM197 233H199V232H197ZM209 233H210V232H209ZM141 234H142V233H141ZM141 234H139V235H141ZM145 234H146V233H145ZM258 234H259V233H258ZM18 235H19V234H18ZM134 235H135V234H134ZM134 235H133V236H134ZM139 235H138V236H139ZM147 235H148V234H147ZM201 235H203V234L201 233ZM205 235H206V232H205ZM220 235H221V234H220ZM8 236H10V235H8ZM133 236H132V237H133ZM142 236H143V235H142ZM132 237H131V239H132ZM189 237H190V236H189ZM195 237H196V236H195ZM205 238H206V237H205ZM208 238H209V237H208ZM140 239H142V238H140ZM200 239H201V238H200ZM203 239H204V238H203ZM215 239H217V238H215ZM191 240H192V239H191ZM191 240H189V241H191ZM197 240H198V239H197ZM210 240H212V239H210ZM140 241H141V240H140ZM207 241H209V240H207ZM14 242H15V241H14ZM201 242H202V241H201ZM192 243H195V242H192ZM214 243H216V242H214ZM226 243L228 244V242H224V245H227ZM231 243H232V242H231ZM201 244H202V243H201ZM186 245L188 246V244H186ZM207 245H208V244H207ZM215 245L217 246V243H216ZM215 245L213 246V248L216 247ZM191 246H192V245H191ZM227 246H229V244H228ZM203 247H204V245H203ZM211 247H212V246H211ZM225 247H226V246H225ZM191 248H192V247H191ZM198 248H199V247H198ZM198 248H197V249H198ZM200 248H201V247H200ZM204 248H205V247H204ZM207 248H208V247L205 248V249H206L205 251H207V250L209 249V248H208V249H207ZM4 249H5V248H4ZM193 249H194V247H193ZM195 249H196V248H195ZM201 249L204 250L203 248H201ZM216 249H217V248H216ZM226 249H227V248H226ZM105 250H106V249H105ZM125 250H126V249H125ZM182 250H183V249H182ZM198 250H199V249H198ZM198 250H197V251H198ZM213 250H215V249H213ZM213 250H212V251H213ZM233 250H234V249H233ZM208 251H209V250H208ZM227 251H228V250H227ZM123 252H124V251H123ZM175 252H176V251H175ZM182 252H183V251H182ZM183 253H185V252H183ZM188 253H189V252H188ZM198 253H199V252H198ZM204 253H205V252H204ZM204 253H203V254H204ZM206 253H207V255H206V258H207L206 263H207V264H210V263L212 262V264H214V263H213V258H214V256H213V257H212V256L210 257V255H215V256H216V252H214V251L212 252V253H215V254H210L211 251H210V253H209V252H206ZM232 254H233V253H232ZM234 254H235V253H234ZM168 255H169V253H168ZM178 255H179V254H178ZM181 255H182V254H181ZM192 255H193V254H192ZM195 255H196V253H195ZM204 255H205V254H204ZM141 256H142V255H141ZM172 256H173V255H172ZM147 257H148V256H147ZM149 257H150V256H149ZM180 257H181V256H180ZM189 257H190V255H189ZM135 258H136V257H135ZM185 258H186V256H185ZM193 258H194V260H195V257H193ZM211 258H212V260H211ZM124 259H126V257H125ZM136 259H137V258H136ZM166 259H167V248L161 246V247H158V248L156 249L155 253H154L150 258H148V259L145 258L142 262H141V261H140V262H141V264H166ZM176 259H178V258L176 257ZM183 259H184V258H183ZM214 259H215V258H214ZM129 260H130V259H129ZM129 260H126V261L129 262ZM138 260H140V258H139ZM197 260H198V259H197ZM187 261H188V260H187ZM198 261H199V260H198ZM198 261H197V262H198ZM217 261H218V260H217ZM124 262H125V261H124ZM179 262H180V261H179ZM179 262H178V264H179ZM91 263H92V262H91ZM180 263L185 264V262H184V263H183V262H180ZM126 264H127V263H126ZM136 264H137V263H136ZM216 264H217V263H216Z\"/></svg>",
	"mask_w": 264,
	"mask_h": 264
}]
</instances>
